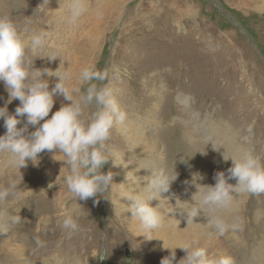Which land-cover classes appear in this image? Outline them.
<instances>
[{"label": "rangeland", "instance_id": "374dc122", "mask_svg": "<svg viewBox=\"0 0 264 264\" xmlns=\"http://www.w3.org/2000/svg\"><path fill=\"white\" fill-rule=\"evenodd\" d=\"M83 3L86 11L75 25L66 23V11L58 10V0H0V16L11 18L26 38L33 32L48 34L46 46L37 55H58L64 61L60 71L67 68L70 91L80 86L84 67L109 69L105 83L125 113L123 126L150 121L163 146V160L156 170L177 177L169 189L172 192L179 191L178 185L187 187L186 195H177L176 200L191 203L197 191L191 184L193 173L214 179L216 172H227L232 161L225 162L223 152L239 157L252 151L264 162V0ZM95 37L97 44L91 47L90 40ZM35 58L37 69H56L61 63L60 58L51 63L47 58ZM55 82L51 78L50 87ZM93 83L102 86L99 81ZM87 86L81 87V93ZM73 98L78 99L79 94L73 93ZM55 99L53 113L70 103L63 96ZM7 100L8 93L0 83V107ZM18 104V100L8 104L9 112ZM95 110L94 103L86 106L82 118L87 120ZM118 120L107 141L108 154L140 168L144 155L128 144ZM34 130L29 128V132ZM5 131L0 120V135ZM40 157L39 166L29 162L20 171L7 166L6 155L0 154V189L14 179L22 193L19 199L9 196L0 201V264L153 262L150 242L134 237L128 209L114 203L117 189L112 184L104 194L108 200L98 194L78 201L64 182L69 166L57 161L64 157L53 158L48 152ZM108 170L116 179L111 161L103 169ZM61 191L64 196L56 206ZM184 205L179 206L185 211ZM243 209V246L238 251L232 249L245 264H255L254 251L264 244V193H247ZM69 214L79 225L76 232L62 226ZM7 240H12L9 249L22 246L20 258L14 262L3 256Z\"/></svg>", "mask_w": 264, "mask_h": 264}, {"label": "clouds", "instance_id": "9594fccd", "mask_svg": "<svg viewBox=\"0 0 264 264\" xmlns=\"http://www.w3.org/2000/svg\"><path fill=\"white\" fill-rule=\"evenodd\" d=\"M58 2V10L66 11L64 19L69 25H75L86 11L83 0ZM47 36L44 32H33L26 38L11 18L0 16V83L8 93L7 102L0 107V120L6 129L0 135V154L6 155L7 166L20 171L29 162L33 166H39L40 154L43 152L52 153L53 158L61 155L64 159L57 161L64 162L70 168L64 182L75 199L87 201L98 197V194L107 199L104 194L113 183V172H105L103 169L110 161L113 166L119 165L114 158H110L107 141L116 119L125 118L112 88L105 83L110 76L109 69L84 67L79 74L80 86L70 91L66 83L69 72L67 68L63 73L60 71L64 61L58 55H37L46 46ZM33 56L36 57L35 60L47 58L49 63L60 58L61 63L56 69H37L34 67ZM51 78H55L56 82L50 87ZM93 81L101 82L102 86ZM83 85L88 86L81 93ZM73 93L79 94V98H73ZM57 96H63L70 103L63 104L53 113ZM15 100L19 104L10 113L7 105ZM93 103L96 110L91 113L90 118L83 119L85 107ZM21 124L23 126H19ZM30 127L35 130L29 132ZM214 148L216 149L215 146ZM222 156L225 162L231 160L232 165L227 172L215 173L214 185L198 183L204 177L193 173L191 184L197 189L192 194L194 203L181 201L179 198L176 200V205H191L185 212L187 223L189 219L194 220L203 214L207 223L220 235L241 226L230 224L223 215L213 213L230 207L234 193H264V162L259 156L252 151H246L239 157L225 155L224 152ZM176 178H170L163 169L153 170L144 186L155 194L145 198L136 192L122 197L127 202L130 216L143 229L140 235L146 240L154 239L152 233L161 226L163 217L160 201L168 200L162 197V193L169 191ZM230 180H235L236 183H230ZM21 195L14 179L9 181L8 187L0 189V201L9 196L19 199ZM154 200L159 201L156 206H153ZM96 202L98 203V199ZM62 226L70 230V233L79 230L77 220L70 214L64 218ZM163 248L170 250V254L163 257L160 264H174L177 248L186 252L178 264H233L231 256L210 255L208 249L202 246H179L173 250L165 247L164 242Z\"/></svg>", "mask_w": 264, "mask_h": 264}, {"label": "bare ground", "instance_id": "6f19581e", "mask_svg": "<svg viewBox=\"0 0 264 264\" xmlns=\"http://www.w3.org/2000/svg\"><path fill=\"white\" fill-rule=\"evenodd\" d=\"M97 41L98 40L95 37L94 40H90L89 45L93 47L94 46L93 43H95V46H96ZM88 52L90 53L91 51L89 50ZM148 119L149 118H147V120ZM140 123L132 121L126 124L125 126H123V120H120V119L118 120V125L120 126L128 144L131 146L132 145L136 146L139 150L142 151L144 155V159H142L143 165L140 168L138 167V165H130L129 163L125 162L124 159L118 158L115 160V162L119 165L114 166L115 175L117 176L116 179H113V183H112V187L117 189V192L114 194V203L116 205L119 204L120 206L125 207L126 210L128 209L127 202L124 199H122V197L125 194H132V193L138 192L141 196L145 198L155 194V193L150 192L144 185L146 181L150 178L152 171L160 167L162 160H163L162 154H161L163 146L157 141V138H155L154 125L148 124V123H151L150 121H148L145 124H140ZM165 151H163V153ZM201 175L203 174L201 173ZM205 179H206V182L208 183L207 184L205 182L206 185L215 184L214 179H209V178L204 177V180ZM229 182L233 184L236 183L235 180H230ZM176 188L177 190H179L178 192H176L175 190H174L175 192H172L173 190L172 191L169 190L166 193H162V197L168 198V200L161 199L160 201V210H161L163 220H162L161 226L157 230H155L154 233H152V236L154 239H152L151 241L147 240L148 242H150L148 244L154 254L153 255L154 259L151 264H160L161 259L170 254V250H165L163 248L164 242H165V247L172 248L173 250H175L179 246H192V247L202 246L208 249L210 255L231 256L233 259V264H245L243 261H241V258L239 257V255L236 254L235 251H233L232 247L234 249H237L236 251H238L243 246L241 242V236L244 234L243 214H244L245 209L243 208L245 204V196L247 193L246 194H235L234 193V198L232 200L230 207L226 209L218 210L217 212L213 213V214L223 215L225 220L230 224L241 226L236 229L227 231L223 235H220L215 229H213L207 223V218L203 214L194 218V220L189 219L187 223V220H186L187 217L185 216V212H186V209L191 207V205L189 204L184 205L185 211L180 208L181 206L176 205V196L178 195L179 197L180 195H183V196L186 195V193L188 192L186 190L187 187L183 188L182 186L178 185ZM63 193L64 191L57 193V198L55 200L56 206L60 205V202L64 196ZM152 203H153V206H156L159 203V201L154 200ZM191 203H194V201H191ZM169 212H172V213H169ZM32 223L28 222V224H32ZM262 223H264V221ZM130 231L133 232L134 237L138 241L142 240V242H146L143 240L145 237L143 235H140L143 229L139 225L138 221L133 219V223H132V227ZM6 243L7 244L4 245L6 246V248L4 249L3 256L9 258V261L10 260L13 261V259L15 260L19 259L21 255L22 246L18 245L17 248L14 247L16 249H9V246L12 243V240H7ZM185 255H186V252L184 250L177 248L176 249V261L174 262V264H178L179 260L185 257ZM253 259L255 261V264H264V244L260 246L258 250L256 249L254 251L252 260ZM4 263L6 264V261ZM138 264H144V263L139 262Z\"/></svg>", "mask_w": 264, "mask_h": 264}, {"label": "water", "instance_id": "95a60500", "mask_svg": "<svg viewBox=\"0 0 264 264\" xmlns=\"http://www.w3.org/2000/svg\"><path fill=\"white\" fill-rule=\"evenodd\" d=\"M102 264H113V263L104 260V261H102Z\"/></svg>", "mask_w": 264, "mask_h": 264}]
</instances>
